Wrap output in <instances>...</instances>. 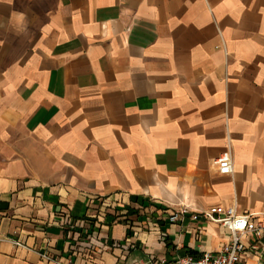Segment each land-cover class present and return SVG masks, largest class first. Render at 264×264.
Listing matches in <instances>:
<instances>
[{
  "label": "crops",
  "instance_id": "1",
  "mask_svg": "<svg viewBox=\"0 0 264 264\" xmlns=\"http://www.w3.org/2000/svg\"><path fill=\"white\" fill-rule=\"evenodd\" d=\"M214 206L264 212V0H0V264L215 252Z\"/></svg>",
  "mask_w": 264,
  "mask_h": 264
},
{
  "label": "built area",
  "instance_id": "2",
  "mask_svg": "<svg viewBox=\"0 0 264 264\" xmlns=\"http://www.w3.org/2000/svg\"><path fill=\"white\" fill-rule=\"evenodd\" d=\"M214 164L220 175L232 173V156L229 150L223 151ZM188 212L186 206L169 215L168 220L174 223ZM192 220H204L221 225L227 232L229 240L215 252H203L200 255L185 254L167 261L148 257L142 264H241V253L245 251V240L249 236L255 240L264 238V212L240 213L234 206L224 208L214 206L201 213L191 214ZM164 240L165 234H160ZM15 245L20 246L19 242ZM253 248H256L255 246Z\"/></svg>",
  "mask_w": 264,
  "mask_h": 264
}]
</instances>
